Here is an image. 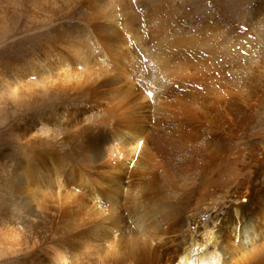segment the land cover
<instances>
[{
	"label": "bare ground",
	"instance_id": "1",
	"mask_svg": "<svg viewBox=\"0 0 264 264\" xmlns=\"http://www.w3.org/2000/svg\"><path fill=\"white\" fill-rule=\"evenodd\" d=\"M34 1H36L35 8L41 7L38 13L43 17L45 25L53 27L50 28L49 35L42 38L44 41V49L41 46L42 53H44L43 64L41 63L42 71L49 69L51 64L59 65L61 63L63 65L64 62L65 65H69L67 64L69 62L64 59L65 54L61 50L62 47L69 50L71 58L77 59L83 69L71 76L68 68H63L61 74L57 72L54 76H50L54 79L50 80L49 84H45L46 89H52V91L79 90L84 94H89L92 98L99 94L109 98L110 93L114 95V99L117 98V94L120 96L117 102L109 103L110 106L105 105L104 108H101L96 123L91 128L80 127L79 123L72 119L69 129L56 128L58 131L55 136L53 135L54 141H49L47 138L45 140L38 130L36 131L38 137L36 133L32 132L27 136L29 130L27 133H23L24 140L28 144L32 142L43 149L59 147V153L52 156L54 160L57 158V161L63 163L66 159L80 163L84 176L93 185V189H98L105 199L103 212L98 209L101 211L99 215L102 216L94 215L85 224V229H81L73 236L75 242H89L88 253L91 258L89 264H208L210 257L215 261V264H264L263 243L261 239L258 242L254 240L258 235L260 238L264 237L263 233H259L260 229H264V193L254 190L252 192L253 187L263 184L262 177L260 183H257L255 178L259 177L256 171L264 168V144L261 143L262 141L245 143L244 138L251 122L250 114L248 115L246 111L237 113V102L233 100L232 105L228 104L227 109L229 110H225L224 113L223 101L220 102L221 112L208 114L201 110L203 113H199L204 99L200 100L192 95L179 96L171 88L173 87L171 84L176 81L171 80L175 77L180 79L189 77L187 72L189 66H184V64L162 66L158 59L159 68H155L151 61H147L149 57L146 56L144 59L140 57V62H138V54L128 46L129 42L123 35L115 37L113 43L107 46V49H111L107 59L112 65L109 69H107L109 64L99 63L97 67L91 64L96 59L94 54L101 51L102 43L96 47L90 46L89 31L91 30L88 31L86 27L78 25L77 22L80 20L84 23L87 22L85 24L91 23L90 26L93 24L96 37L100 36L103 29L102 35L107 36L110 28H108L106 17L108 19L110 16L115 17L114 15L119 11L116 8L115 0H98V3L95 0ZM92 1L94 5L91 4ZM4 4L7 5V3ZM165 7L160 5L153 9L151 7L150 10L157 17L160 12L165 10ZM80 16H82L81 19L78 18ZM138 17V14L130 8L123 18L133 27L127 25V22L125 25L133 29L137 25ZM104 21H106L105 24ZM93 32L91 31V33ZM136 35L137 33L133 37L138 40L142 39V36ZM155 38L157 39V36ZM174 41L177 43L176 38ZM179 42L187 43L188 41L185 38V40L179 39ZM143 43L141 41V45L137 44L140 50L145 47L142 45ZM184 47L186 48V46ZM177 48L179 49V47ZM214 51L216 50L214 49ZM210 52L212 53V51ZM176 53L174 58H176ZM192 53L194 56L195 52ZM209 53L207 54L209 55ZM171 55L173 56V54ZM166 57H164L165 60ZM97 58L100 57L97 55ZM144 61H146V69L141 66ZM162 62L166 64V62ZM209 69L211 70V68ZM216 69L218 70L217 67ZM209 73L206 72V75H212ZM218 76V79L222 77V75ZM200 80L198 79V81ZM208 84L211 85V83ZM223 84L226 86L225 83ZM215 90L214 94H216ZM148 92L152 93L151 98ZM121 101L123 103H120ZM237 101L241 102V100ZM242 105L246 107V103ZM151 110L154 115H149ZM54 112L56 117L63 116V113L56 107ZM104 126L108 130L106 134H104ZM118 145L121 147L119 152L117 151ZM131 162L133 169L142 170L138 175L141 176V185L138 189L132 188L134 190L129 191V194L128 190L123 194L122 183L125 181L124 176L129 168L128 164ZM186 176H189L188 181L184 179ZM179 177H183L189 186H176L173 180ZM193 178L199 184L202 180H213L214 192H206V198L195 205H202L211 210L203 222L194 218L196 215L201 216L207 213V210L199 211L198 206L189 209L190 206H188L187 209L192 213L189 215L192 216H184V210H178L175 198L172 200V204L171 195L166 194L168 188L171 189L170 191H174L173 194L184 193V190L191 186L189 181L195 182ZM145 184L148 185L144 189ZM199 184H192V190L187 192L189 196L199 189L197 187ZM23 185L27 186L22 182L15 185L18 191L12 193L14 197L10 199L15 206L24 204L25 193L22 192H25V188ZM224 186L228 190L219 192L221 191L220 187ZM140 188L144 189V197L142 195L143 199L136 201L131 196L133 193L139 192ZM215 192L222 193L223 198H229L231 201L226 204L224 201H222L223 204L216 200L210 201L209 197L214 196ZM122 194L125 197L129 196L131 202H126ZM189 196H186L185 204L190 198ZM180 200L182 201V198ZM80 202L82 201L80 200ZM252 208L256 209L252 211ZM97 211L95 214H98ZM36 215L39 216V212ZM260 216L262 218L258 226L256 219ZM128 220L134 225L133 228ZM191 225L194 229L190 227ZM157 227L160 228L158 233L156 232ZM9 233L12 232L9 231ZM203 236L207 237L203 238L204 241L201 238ZM234 237L243 238L245 242L236 243L233 240ZM238 252L239 257L234 259ZM60 262L64 263V258L61 251L57 249L52 250L44 257L30 254L29 261L25 264H58Z\"/></svg>",
	"mask_w": 264,
	"mask_h": 264
},
{
	"label": "rangeland",
	"instance_id": "2",
	"mask_svg": "<svg viewBox=\"0 0 264 264\" xmlns=\"http://www.w3.org/2000/svg\"><path fill=\"white\" fill-rule=\"evenodd\" d=\"M11 1L0 0V264H25V262L29 261L30 254L42 255L44 257L48 253H51L52 250L55 251L57 249L61 251V255L64 258V263L60 262L58 264H89V260L91 259L88 253L89 242H75L73 236L75 233L81 231V229L84 230L85 224L94 215L96 217L102 216L99 215L101 211L98 209H101L103 212L105 199L98 189H93V185L84 176L80 163L66 159L63 163L57 161V158L54 160L52 156L59 153V147L43 149L37 144H32V142L28 144L24 140L23 133H27V130H29V133H27V136H29L31 132L36 133L38 130L45 140L47 138L49 141H54V136L58 131H56V128L60 127L61 130L69 129L72 119L74 122L79 123L80 127L91 128L95 125L101 108H104L105 105L110 106L109 103L117 102L120 96L117 94V98L114 99V95L110 93L109 98L101 94L92 98L89 94H84L79 90L52 91V89H46L45 84H49V81L54 79L50 76H54L57 72L61 74L63 68H68L69 75L71 76L81 72L83 69H81V64L77 59L71 58L69 50L62 47L61 50L65 54L64 59L69 62L67 63L69 65H65L64 62L63 65L61 63L59 65L51 64L49 69L42 71L44 60V53L41 50V46L44 49L42 38L47 34L49 35V31L53 27L52 25L48 27L45 25L43 17L38 13L41 7H34L36 1ZM95 1L98 3V0ZM117 1L115 0L117 4L115 5L119 11L114 15L115 17L110 16L109 19L106 17L108 28H110L107 36L102 35L103 29L100 36L96 37L93 24L90 26L91 23L85 24L87 22L84 23L80 20L77 22L78 25L86 27L88 31H94L93 33L89 31L90 46L94 45L96 47L102 43L101 51L94 54L96 59L91 64L95 67L99 63L110 65L111 62L107 61V59L111 49H107V46L112 44L114 38L118 35L126 36L129 42L128 46L138 54V62L146 56L149 57L147 61H151L155 68H159V60L162 66L168 67L173 64L189 66L187 68L189 69L187 71L189 77L187 79L175 77L171 81L174 82L176 80L178 84L175 81L174 84H171L173 85L171 88L179 96L192 95L200 98V100L204 99V104L199 109V113L205 111L204 113L217 114L221 112L220 102L222 101L224 113L225 110H229L227 109L229 103L232 105L233 101L237 102L236 112L242 113V111H246L248 115L250 114L251 118L247 134L244 138L245 143H258L262 141L261 143L264 144V0ZM4 3H7V5ZM91 4L94 5L93 1ZM159 4L166 7L156 17L155 13H151L150 8H157L160 6ZM119 5L121 6L119 7ZM130 8L139 16L137 25L133 28L134 30L131 28L133 26L123 18ZM70 13L73 14L72 12ZM81 17L78 18L81 19ZM126 22L131 27H127L125 25ZM105 23L106 21H104ZM136 33V36H142L143 40L139 39V41L133 37ZM178 33L180 34L178 35ZM156 36L157 39L155 38ZM178 37L184 40L186 38L188 42L181 43ZM175 38L177 39V43L174 41ZM135 39L136 41L134 42ZM141 41L144 42L142 45L145 46L142 49L143 51L138 48V45H141ZM209 43L213 46L209 45ZM210 47L213 48L211 49ZM191 52H195L194 56ZM175 53L176 58L179 55L177 59L174 58ZM97 55L100 57L99 59ZM166 56L171 58L168 60ZM208 56H212V60ZM164 57H166V60ZM188 58L190 59L188 60ZM178 59L180 60L178 61ZM162 61L166 62L167 65ZM145 63L146 61L141 64L143 69H146ZM209 65L213 66L210 67ZM111 66H108L107 69ZM203 71H205V74L201 73ZM206 72L207 74L210 72L209 74L212 75H206ZM217 72L220 77L222 75L219 79L217 78ZM48 77L51 79H48ZM198 79L201 80L198 81ZM208 83H211V85ZM202 85L203 87H201ZM209 86L212 87H210L211 90ZM214 90L216 94H214ZM202 93L206 94H204L206 98ZM149 97L151 98V96ZM237 100H241V102ZM120 103L123 102L121 101ZM241 103H246V107ZM240 104L244 107L241 108ZM55 107L63 113L62 117L59 115L58 117L55 116ZM152 114L154 115V112L151 110L149 115ZM104 130V134H106L108 130L105 126ZM120 148V145H118V152ZM128 167L127 173L124 176L127 183L125 181L122 183L124 186L123 194L127 190L129 194V191L134 190L132 188L138 189L141 185V176L138 175L141 174L142 170L133 169L132 162L128 164ZM256 172L259 174V177L255 178L256 182L260 183L262 177L263 184L253 187L252 192L254 190L258 191V193H264V168ZM188 177L186 176L184 179L187 180L189 179ZM184 179L183 177H179L173 181L176 186L181 185L182 187V185H188V180ZM193 179L195 182L189 181L192 187L190 186L184 190V193L176 192L173 194L174 191H170L171 189L168 188L166 190L168 193L166 192V194L168 196L171 195V201L175 198L176 206L179 211L184 210V216H192V213L189 211L192 207L198 206L199 211L207 210V213L201 216L196 215L194 218L197 221L203 222L211 210L202 205H195L206 198V192H214L212 187L213 180H202L199 184L195 178ZM19 182L27 185H23L25 192H22L26 195L24 194V204H21V206L16 205V207L10 199L14 197L12 193L14 194L18 191L15 185ZM252 182L254 183V181ZM194 183L199 184L197 185L199 189L189 196L188 193L192 190ZM208 184L209 186H206ZM147 185H144V189ZM225 187H220L221 191L219 192H226L225 189L227 188ZM130 188L131 190H129ZM143 190L140 188L139 192L133 193L131 197L136 201L142 200L144 197ZM219 192L218 194L215 192L214 196L209 197L210 201L216 200V202L221 204H223L222 201H224V204L231 201L229 198H223L222 193L219 194ZM123 194L122 197H124L125 201L130 203V197H125ZM71 195H73V198ZM186 196L190 198L185 204L184 200ZM2 197L5 199H1ZM180 198H182V201ZM171 203L173 204V201ZM188 206H190L189 209H187ZM254 206L257 207L255 204ZM254 209L256 208H252V211ZM42 210L43 212H41ZM96 211L98 214H95ZM38 212L39 216L36 215ZM43 213L45 214L43 215ZM189 213L191 214L189 215ZM45 216L46 220L44 219ZM261 218L260 216L256 219L258 226ZM128 223L133 228L134 225L130 220H128ZM190 227L194 229L192 225ZM9 231L12 233L10 234ZM159 231L160 228L157 227L156 232L158 233ZM259 233L264 234V229H260ZM205 236L201 237L203 241L207 238ZM260 239L264 246V237L260 238L258 235L254 238L257 242ZM233 240L236 243L245 242L243 238L234 237ZM237 257H239V252L234 259H237ZM208 259H210L208 264H215L212 257Z\"/></svg>",
	"mask_w": 264,
	"mask_h": 264
},
{
	"label": "snow or ice",
	"instance_id": "3",
	"mask_svg": "<svg viewBox=\"0 0 264 264\" xmlns=\"http://www.w3.org/2000/svg\"><path fill=\"white\" fill-rule=\"evenodd\" d=\"M148 95H149V96H151V95H152V93H148Z\"/></svg>",
	"mask_w": 264,
	"mask_h": 264
}]
</instances>
